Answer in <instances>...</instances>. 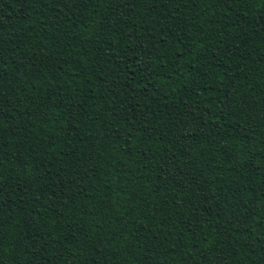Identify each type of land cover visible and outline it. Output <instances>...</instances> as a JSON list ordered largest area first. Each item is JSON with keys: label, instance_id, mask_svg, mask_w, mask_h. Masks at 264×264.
Segmentation results:
<instances>
[{"label": "trees", "instance_id": "trees-1", "mask_svg": "<svg viewBox=\"0 0 264 264\" xmlns=\"http://www.w3.org/2000/svg\"><path fill=\"white\" fill-rule=\"evenodd\" d=\"M0 264H264V0H0Z\"/></svg>", "mask_w": 264, "mask_h": 264}]
</instances>
